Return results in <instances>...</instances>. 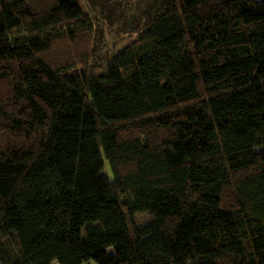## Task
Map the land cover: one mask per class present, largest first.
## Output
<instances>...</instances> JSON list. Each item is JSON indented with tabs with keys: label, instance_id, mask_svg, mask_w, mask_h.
<instances>
[{
	"label": "trees",
	"instance_id": "1",
	"mask_svg": "<svg viewBox=\"0 0 264 264\" xmlns=\"http://www.w3.org/2000/svg\"><path fill=\"white\" fill-rule=\"evenodd\" d=\"M95 27L0 0V264H264V0H168L105 65Z\"/></svg>",
	"mask_w": 264,
	"mask_h": 264
},
{
	"label": "rangeland",
	"instance_id": "2",
	"mask_svg": "<svg viewBox=\"0 0 264 264\" xmlns=\"http://www.w3.org/2000/svg\"><path fill=\"white\" fill-rule=\"evenodd\" d=\"M168 0H135L132 3L110 0H85L95 22L94 63L105 65L124 46L137 40L145 31L150 18L162 12ZM106 161L105 174L110 172ZM139 223L151 218L149 212L136 214ZM6 253L0 247V259ZM95 261V260H90ZM88 262H84L87 264Z\"/></svg>",
	"mask_w": 264,
	"mask_h": 264
},
{
	"label": "crops",
	"instance_id": "3",
	"mask_svg": "<svg viewBox=\"0 0 264 264\" xmlns=\"http://www.w3.org/2000/svg\"><path fill=\"white\" fill-rule=\"evenodd\" d=\"M86 262H88L87 264H99L98 262H96V261H86ZM84 264V263H83Z\"/></svg>",
	"mask_w": 264,
	"mask_h": 264
}]
</instances>
